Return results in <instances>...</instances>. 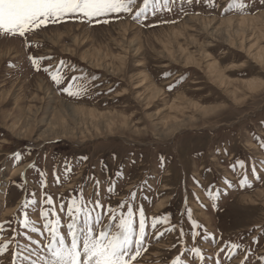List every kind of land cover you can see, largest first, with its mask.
<instances>
[{"label":"rangeland","instance_id":"obj_1","mask_svg":"<svg viewBox=\"0 0 264 264\" xmlns=\"http://www.w3.org/2000/svg\"><path fill=\"white\" fill-rule=\"evenodd\" d=\"M216 2L218 8L185 5L186 15L177 5L174 14L150 18L148 23L154 27L141 26L129 17L109 18L110 23L101 25L69 19L30 35L34 47L29 48L23 38L0 34V223L15 220L17 231L42 239L19 223L28 191L40 192L38 172L29 167L35 162L47 173V191L62 223L66 216L59 212L61 193L67 203L71 195H79L70 190L83 182L85 201L95 200L88 177L101 182L105 207L118 204L147 181V188L138 193L146 222L153 215L169 214L172 222L187 230L190 207L213 234L212 241L196 242L202 250L213 255L224 242L242 243L251 248L250 264H257V257L264 254V169L259 165L264 151L255 139L264 138V57L258 61L254 53L264 49V5L244 0L248 7L240 10L229 8L233 0ZM242 16H251L252 29L242 34L252 37L247 42L254 43L250 51L240 48L238 41L229 43L225 34L212 35L215 28L226 27L224 18L235 17L238 23ZM161 19L169 23H158ZM30 53L51 56L44 64L53 69L60 60L74 66L69 80L71 75H94L95 81H88L92 95L74 98L56 92L50 77L31 67ZM245 80L262 86L252 90ZM226 129L239 134L224 136ZM228 138H233L228 155H234L233 161L238 157L248 162L252 178L251 186L235 183L234 195L232 187L224 184L225 164L218 161L224 153L210 148ZM16 151L22 153L20 161L10 159ZM65 159L72 162L69 175L64 172ZM26 163L11 175L14 167ZM253 163L258 180L251 173ZM123 166L125 174L120 175ZM22 175L26 188L18 187ZM194 177L205 187L197 186ZM109 180L115 185L111 197L106 192ZM215 187L226 190L214 208L206 189ZM28 211L29 219L44 231L42 219ZM148 232L147 247L136 264H170V258L181 251L173 247L178 245V231L159 237ZM9 236L4 232L0 238ZM18 239L27 243L24 235ZM186 240L191 246L190 237ZM244 256L240 251L231 260L222 259V264H240ZM0 264H10V256Z\"/></svg>","mask_w":264,"mask_h":264},{"label":"snow or ice","instance_id":"obj_2","mask_svg":"<svg viewBox=\"0 0 264 264\" xmlns=\"http://www.w3.org/2000/svg\"><path fill=\"white\" fill-rule=\"evenodd\" d=\"M264 5V0H258ZM179 6V11L184 13L185 5H204L209 8H218L220 5L216 0H0V34L10 37L23 38L26 48L34 47L29 36L37 30L46 28L49 25H56L71 19L89 25H101L110 23L109 18L120 19L129 17L134 23L144 27H154L148 20L154 19L157 15L174 14ZM238 7L244 10L248 5L244 0H233L229 8ZM186 15V13H184ZM175 23L176 21H171ZM158 23L166 24L169 21L161 19ZM51 56L28 55L31 67L39 72L46 73L56 88L69 97H87L90 92L89 79L95 81V76L89 77L87 73L71 75L75 71L74 66L66 65L60 60L55 69L51 64H44V61L51 60ZM67 69V70H65ZM167 75V74H166ZM67 81V86L65 82ZM93 88L98 85L93 84ZM171 89L172 85L168 86ZM111 91V89H109ZM99 95V93H95ZM257 139L260 149L264 151V138ZM220 150L217 149V152ZM225 153L227 149L224 150ZM13 161H20L22 153L16 151L10 157ZM87 159V157H84ZM164 163V157L160 158ZM134 164L135 161H132ZM259 165L264 169V161ZM29 167L38 172L39 195L35 189L28 191L20 206L23 219L19 221L23 229L42 237L41 240L33 238V235L21 233L13 226L15 220L0 223V237L4 232H9L8 239L0 238V260L4 256H10V264H133L142 255V250L147 247L146 240L150 229L156 236L167 233H179L178 245L181 251L170 258V264H222V259L231 260L238 252L245 253L244 260L240 264H250L252 251L248 245L227 241L218 249L215 255H206L202 248L196 243L198 240L212 241L213 234L209 232L193 215V210L186 209V218L190 225L184 229L183 225L172 222L169 214L153 215L150 218V225L146 222L145 211L142 205L138 204V193L147 188L148 182L144 181L137 185V189L118 204L103 206L100 198V181L94 177H88L93 187L95 200L89 198L85 201L83 189L86 185L81 184L70 192L79 195H71L65 203L64 194H60L59 212L66 216V223H62L61 215L57 212V206L52 195L47 191V173L39 169L33 162ZM230 169L238 172L242 177L239 180L241 187L251 186L247 174L246 161L234 160L229 165ZM66 175L71 174L72 162L65 159L63 164ZM56 168L53 172L55 179ZM252 176L259 179L257 165L251 167ZM122 174V172H121ZM19 188H26L25 177ZM194 183L199 187H205L195 177ZM224 184L230 188L233 182L224 178ZM115 185L109 180L106 192L111 197ZM221 189L218 187L207 188V194L211 197L212 207H216V200L219 198ZM196 195V194H194ZM30 197V198H29ZM147 199V197H145ZM199 200V196L196 195ZM134 206L138 208V221L134 213ZM126 208V211L124 210ZM29 209L43 221V230L36 226V222L29 219ZM101 209H103L101 211ZM53 217V218H50ZM161 229V231H157ZM46 233V234H45ZM24 235L27 243H20L18 237ZM190 237L192 245L188 246L186 238ZM46 241V243H44ZM253 244L257 243L254 238ZM40 245H43L41 248ZM169 259V258H164ZM257 264H264V254L257 257Z\"/></svg>","mask_w":264,"mask_h":264},{"label":"bare ground","instance_id":"obj_3","mask_svg":"<svg viewBox=\"0 0 264 264\" xmlns=\"http://www.w3.org/2000/svg\"><path fill=\"white\" fill-rule=\"evenodd\" d=\"M250 17L251 16H246V17L242 16L241 18H239V19H242V20L240 22H238V23L234 22L235 21V17L224 18L221 21L222 22H226V27H224V28H220V27L219 28L218 27L215 28V30L212 31V35L221 34L220 37H223L222 35L225 34V36L227 37V40H228L229 43L235 44L236 41H238L240 48H242L244 50H247V51H250L254 47V43H251L250 45H248L250 43L249 41L252 39V37H246V35H244V37L242 36V34H247L249 29H252L251 25L248 23V21H251L249 19ZM247 42H249V43H247ZM263 50L264 49L260 48V49H258L257 52L254 53L255 58L258 61H261V62L263 61V57H264V51ZM242 81H243V79H242ZM245 85L247 87H249L250 89H252V90L262 86L261 83H258V82L252 81V80L246 81ZM52 120H54V119H52ZM61 121H63V120H61ZM52 134H54V133H52ZM24 166L27 167L28 163H26L24 165H21V166L14 167L12 169V174L11 175L15 176V174L19 173Z\"/></svg>","mask_w":264,"mask_h":264},{"label":"flooded vegetation","instance_id":"obj_4","mask_svg":"<svg viewBox=\"0 0 264 264\" xmlns=\"http://www.w3.org/2000/svg\"><path fill=\"white\" fill-rule=\"evenodd\" d=\"M89 95H92V94H89ZM88 95V96H89ZM74 101H82V100H74ZM84 101V100H83ZM86 102H88V101H86ZM90 103V102H89ZM247 132V131H246ZM248 133V132H247ZM239 134V131L238 130H235V129H226L225 131H224V136H231V137H233L234 135H238ZM232 140H233V138H228V139H219L218 141H216V142H214V144L213 145H211L210 146V148L212 149V150H215V151H217V149H219L222 153H224L223 155H222V158L221 159H218V161H221L222 163H226V161H228V160H230L231 158L230 157H228V153H229V150L230 149H233L232 148ZM225 149H227V152L225 153ZM166 159H167V161L166 162H169L170 160H169V157L168 156H166ZM198 159V158H197ZM231 163V162H230ZM230 163H227L226 165H225V167H226V169L224 170V171H222L223 173H224V176L226 177V178H228L229 180H230V177L228 176V174L229 173H233L234 171L232 170V169H230L229 168V165H230ZM234 179H233V177H232V179H231V181L233 182V185H234V181H233ZM232 189H233V186H232ZM232 194L234 195V189L232 190Z\"/></svg>","mask_w":264,"mask_h":264}]
</instances>
